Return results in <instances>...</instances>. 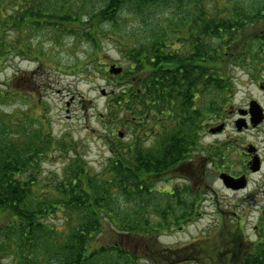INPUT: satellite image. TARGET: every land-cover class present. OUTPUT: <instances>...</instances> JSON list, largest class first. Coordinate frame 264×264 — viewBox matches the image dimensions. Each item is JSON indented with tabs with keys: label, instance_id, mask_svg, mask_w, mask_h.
Segmentation results:
<instances>
[{
	"label": "trees",
	"instance_id": "trees-1",
	"mask_svg": "<svg viewBox=\"0 0 264 264\" xmlns=\"http://www.w3.org/2000/svg\"><path fill=\"white\" fill-rule=\"evenodd\" d=\"M122 14L143 27L122 36L127 81L110 115L132 135L127 142L111 132L101 172L44 125H25L28 111L0 114V219L8 218L0 225V264H264V206L255 239L224 223L185 246L158 241L160 231L194 219L201 191L193 185L205 179V167L224 170L214 161L223 162L229 142L200 153L197 163L191 155L210 117L232 102V71L247 69L264 82V0H0V68L10 55H26L31 29L52 25L57 42L84 34L94 41L89 30L98 21L116 25ZM157 115L162 123L145 125ZM69 146L74 155L62 177L44 174V159ZM179 169L185 183L158 190L166 194L158 198L153 184Z\"/></svg>",
	"mask_w": 264,
	"mask_h": 264
},
{
	"label": "rangeland",
	"instance_id": "rangeland-1",
	"mask_svg": "<svg viewBox=\"0 0 264 264\" xmlns=\"http://www.w3.org/2000/svg\"><path fill=\"white\" fill-rule=\"evenodd\" d=\"M233 1L229 0V3ZM240 1L247 5H259V0ZM116 25L110 21H98L96 27L94 25L89 30L96 36L94 41L87 40L83 33L80 37L63 36L57 42L54 32L60 31L52 25L31 29L24 35L26 41L31 43L26 55H10L0 68V91L12 90L16 94L13 96L9 92V97H3V100L0 98V114L20 116L22 112L28 111L33 118L25 122V125L39 129L44 125L47 130L44 133L66 144H74L75 150L83 155L94 172H101L106 165L110 147L108 142L113 138L111 132L115 136L123 132L124 137L121 139L128 140L127 142L132 135L129 124L124 121L123 125L122 121L114 119L110 113L114 103L112 101L120 88L126 86L124 82L127 81V76L122 73L127 65L122 52V36H126L125 33L137 25H143L133 16L124 14ZM261 26H264V22ZM85 28L89 29L90 26ZM113 64L122 67L123 71L115 75L109 73ZM232 72L236 84L234 91L230 93L232 102L226 107L225 114L210 117L200 148L196 149L197 153L192 154L191 158L197 163L200 153L205 157L209 149L221 142H229L225 149L229 151L225 153L223 162L220 163L217 159L214 163L223 166V171H229L234 176L246 174L248 184L240 189L228 188L219 178V171H216L214 164H208L205 167V179L202 181L196 178L193 185L197 187V191H201L194 219L176 225L173 229L160 231L158 241L163 245H188L203 235L217 231L224 223H238L247 236L252 239L256 237L260 211L264 206V120L257 126H252L250 114L244 115L240 109H249L253 99L264 109V82L253 79L244 68L236 67ZM8 81L12 83L10 87H6ZM125 113L122 111L119 117L122 118ZM164 117L157 115L145 125H154L159 121L162 123ZM240 117H244L249 125L241 131L236 127V120ZM221 123L225 124L222 131L210 132L211 127ZM144 142L145 145L151 144V139L147 137ZM249 146L253 148L251 153L247 150ZM69 147L66 152L55 147L53 157L44 159V174L55 173V176L62 177L66 162L74 155L71 150L73 147ZM249 156V170H245ZM254 156L260 157L262 162V168L258 172L250 170ZM242 170L246 172L240 175ZM185 175L182 169L175 170L154 183L152 191L159 194L158 190H173L176 185L185 183ZM165 195L161 193L158 198ZM3 218L8 221L7 217ZM4 219H0V225L4 223ZM138 244L140 249L146 246L144 242ZM139 253H144V250ZM2 264L11 262L6 258Z\"/></svg>",
	"mask_w": 264,
	"mask_h": 264
},
{
	"label": "water",
	"instance_id": "water-1",
	"mask_svg": "<svg viewBox=\"0 0 264 264\" xmlns=\"http://www.w3.org/2000/svg\"><path fill=\"white\" fill-rule=\"evenodd\" d=\"M123 70L122 67H117L115 64L111 65L110 67V73L116 74V73H121ZM240 112L244 115L247 113L250 114V122L252 126H257L264 120V109L260 105V103L253 99L250 104H249V109H240ZM248 123L246 122L244 117H240L238 120H236V127L239 131L243 130V128L248 127ZM225 124L221 123L220 125H217L215 127L210 128V132L217 133L220 132L224 129ZM122 135V133L120 134ZM248 152H252L253 148L249 146L247 148ZM262 168V162L260 157L254 156L253 161L250 164V170L252 172H258ZM219 178L222 180V183L228 187V188H233V189H240L244 188L248 184V178L247 175L244 174L241 177H236L228 172H221L219 174Z\"/></svg>",
	"mask_w": 264,
	"mask_h": 264
},
{
	"label": "flooded vegetation",
	"instance_id": "flooded-vegetation-1",
	"mask_svg": "<svg viewBox=\"0 0 264 264\" xmlns=\"http://www.w3.org/2000/svg\"><path fill=\"white\" fill-rule=\"evenodd\" d=\"M250 161V156H249V158L247 159V163H245V165H246V169L245 170H249V165H248V162ZM246 172V171H245ZM244 172V170H242V172L241 173H239L240 175H242L243 173H245ZM236 177H238V175H235Z\"/></svg>",
	"mask_w": 264,
	"mask_h": 264
}]
</instances>
